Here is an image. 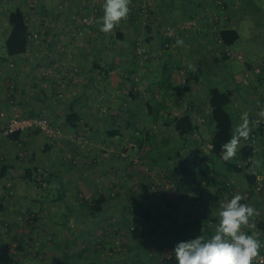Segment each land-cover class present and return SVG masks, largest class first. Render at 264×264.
Segmentation results:
<instances>
[{
  "label": "rangeland",
  "instance_id": "1",
  "mask_svg": "<svg viewBox=\"0 0 264 264\" xmlns=\"http://www.w3.org/2000/svg\"><path fill=\"white\" fill-rule=\"evenodd\" d=\"M39 1L0 2V45H2L6 30L7 12L16 6H22L29 14V22L33 28L29 54L27 53L28 56L25 57L27 63L23 62V58L18 61L19 66H16L14 61H10V66L8 68L4 66V72L1 73L0 113L4 115L0 116V126L4 117L9 116L15 106L25 114H28L29 110L36 114L45 113L43 109H48V107H41L40 103L37 106L33 105V100L37 103L40 101L39 98L42 95L40 86H43V83L46 92L55 95L56 100L61 97V93L68 100L72 85H76L75 89L78 90L80 86L88 82V73L85 69L100 50L101 53L107 51L108 57L105 54L103 57L107 59L110 66L116 62L113 60L117 58L120 50H124L126 54L125 57L120 56V63L117 62L116 69L108 68L110 71L102 76L97 74L95 80L97 87L93 90L95 97L99 94L97 100L107 101L106 104L104 103V109L107 113L114 114V120H106L95 129L90 126L81 128L86 134L87 141L86 143L80 142V149L76 147L75 150H71L72 143L69 137L72 132L70 129L66 130L65 127H62L65 133L63 140L51 145V149L46 148L48 140L42 138L41 133L24 134L17 141L9 138L5 140L6 137L0 135V172L6 160L18 166L11 171L8 170L5 176L0 175V200L5 202L6 196L9 199L6 204L1 203L6 205L7 209L12 207L8 213L0 210V264H63L64 262L68 264H125L124 259L128 256L137 260L141 257L142 263L149 264L154 249L143 248L134 254L136 250L131 251L127 248L121 235L106 238L105 230H102L99 225L107 224L111 220L116 222L119 220L121 209L133 196V186L137 187L139 181H142V175L154 178L157 186L165 180V185L169 189L173 188L171 196L176 198L182 192L176 182L171 180L174 178L172 170L178 169L174 166L177 164L181 166L186 157L190 162L196 158L199 161V166L196 167L203 170L205 161L201 160L198 155L201 151L206 152L212 134L208 120L210 109L209 106L207 107V91L210 84L219 85L223 89L227 87L235 89L233 95L235 104L233 102V105L236 116L239 118L238 125L242 123V117L247 114L251 129L248 139H241V145L248 142L250 137L255 136L258 141L256 147L259 151L257 160L261 162L260 158L264 152V134H257L255 129L264 123V117L259 115L264 110V0H227L226 2L230 4L228 8L222 6V0H173V6L170 3L163 4L162 0H155L153 5L156 6H150L151 8L144 11L135 23L130 16L133 9L130 5L127 20L117 25L110 34L101 32V25L97 23L103 15L104 0H42L43 6L41 7L46 9V14L41 12L40 5L32 8ZM134 1L140 0H131V3ZM183 3L187 8L194 7L192 11L190 10L189 22L184 24L185 28H189L194 33V39L191 42L206 38L205 33L210 28L208 25L214 26L215 22L220 26L229 24L235 26L241 33L233 46L234 52L240 53V59L238 57L226 59L223 64L219 62V56L222 53L217 45L215 46V37L212 33L208 35V38L213 37V40L208 44L210 47L207 46V50L215 46L217 52H213L216 55L206 52L201 56V61L199 60L206 80L201 78L200 74L197 76L196 73L189 72L194 65L187 67L192 58L188 53V43H186L188 38L181 32V29L183 31L184 29L179 27V21L184 15ZM58 11L63 13L58 15ZM72 15L75 18L70 21L68 16ZM217 15L219 18L216 21ZM119 31L123 33L122 38L117 37ZM165 34L168 37L165 38ZM178 39L184 41L183 45H177ZM53 40H57L56 46ZM139 40L138 44L135 43ZM167 41L170 42V46L164 49L167 47ZM105 43L109 46H104ZM100 52L98 55L102 56ZM74 53L77 57H72ZM80 54L84 55L80 56L85 59L83 64L78 60ZM171 54L175 55L174 61L180 60L179 64H172L176 67L173 71L174 77H172L174 78L173 86L159 88L154 84L155 88L152 90H141L142 95H139V98L143 103L146 99L152 98L154 101H157L156 98L164 102L169 101L170 109L176 108L180 110V113L183 109L191 110V106L196 103L200 104L201 109L199 108L197 112L191 110V113L199 119L200 135L206 139L205 142L198 140L200 136L195 135L191 142L184 143L166 127L164 122L154 120L152 114H148L146 108L141 107L143 103L138 101L137 103H141L140 106L139 104L127 106L130 101V91L139 89V86L147 89L151 83V79L145 78L140 73L149 72L148 67L155 63L160 65L159 71H162V66ZM155 55L156 58H154ZM248 63L251 68H248ZM133 70L136 73H132ZM237 71L242 72L236 77V82L226 77ZM150 76L158 78L161 74ZM224 77L226 80L223 82L221 80ZM105 80L109 83L106 84ZM118 81H122L123 86L118 85ZM254 85L256 86L253 87ZM25 93L35 97L31 100L33 102H30L31 98H28L29 96ZM114 100L120 102L121 110L111 108L110 102ZM56 102L58 103H53L52 107H55L53 110L57 109L56 106L62 110L61 103ZM126 107L129 108L126 109ZM47 115L52 117L50 114ZM111 128L118 129L120 134L110 136L108 131ZM147 134L152 137L150 141L147 139ZM137 140H139L137 142L139 149L136 152L131 150L126 152V145ZM178 149L182 152L177 159L172 158L165 161V158L161 156L163 152H169L172 155ZM2 161H4L3 164H1ZM27 167L38 168L40 179L46 174L48 176L49 169L54 168L62 171L66 182L70 179L75 180L69 187L67 196L72 204L77 206L80 217L85 220H67L64 215L58 218L57 214L60 215L64 205L55 201L58 184L54 182V176L52 175L51 182L47 185L48 190L43 191L34 181L23 176ZM187 169V172H182L180 169L177 171L182 172L183 177L189 176L192 179L193 177L190 176L192 169ZM193 183V188L200 186L198 190L201 191L202 182L199 184L197 180H194ZM101 190L108 192L112 196V201L109 203L107 217L100 223L88 219V212L80 203L82 197L96 195ZM41 196L47 200L45 204L36 201L35 198H41ZM223 200L228 202L230 199L225 195ZM208 203L213 202L208 199ZM23 204L35 210L36 219L29 218L22 212L24 208L21 205ZM45 210L52 211L49 217H43L42 211ZM107 225L110 227L108 230H115L114 225ZM185 236L189 237L188 240L194 239L192 234H185ZM68 238L72 244L69 246L70 255L65 261L59 246L64 245ZM20 242H23V249H19Z\"/></svg>",
  "mask_w": 264,
  "mask_h": 264
},
{
  "label": "trees",
  "instance_id": "2",
  "mask_svg": "<svg viewBox=\"0 0 264 264\" xmlns=\"http://www.w3.org/2000/svg\"><path fill=\"white\" fill-rule=\"evenodd\" d=\"M8 0H0V2H7ZM163 4H172L173 0H162ZM227 0H222V6L225 8L230 7V4L226 2ZM244 1V0H243ZM43 1L40 0L39 3H35L33 9L36 7V5L43 6L41 4ZM143 0L132 2L131 7L133 8L130 16L133 19L134 23L138 18L144 14V7L142 6ZM248 4V2H247ZM156 5H153V7ZM219 6V5H218ZM221 7V6H220ZM192 8V7H191ZM194 8V7H193ZM222 8V7H221ZM189 9V8H188ZM187 11L186 18L187 20L190 19V11ZM41 12L46 14V9L44 7H41ZM152 12V10H151ZM62 11H58V15L62 14ZM77 11L74 13L76 16ZM68 16L70 21H73L75 16ZM7 18V24H6V30L3 37L2 42V49L7 57L14 58L20 55H23L27 53V51L30 49V44L32 42L33 38V28L32 24L29 22V14L24 10L22 6H16L15 8L11 9L7 12L6 15ZM215 22V21H213ZM214 24V23H213ZM210 26V33L213 34L215 37L216 45L218 48H220V52L222 53L220 57V63H225L226 59H234L239 56V52H234L233 46L237 42V40L240 38L241 33L239 29L232 25H226V26H220L215 22V25L209 24ZM180 29L181 27L185 28L184 25H179ZM179 29V30H180ZM208 29V30H209ZM121 30V29H120ZM122 31V30H121ZM119 31L117 33L118 38H122L123 33ZM181 32L183 30L181 29ZM168 37V35L165 34V38ZM213 38V37H212ZM139 41H136L135 43L138 44ZM53 43L57 44V40H53ZM165 43V42H164ZM168 45L167 47H164V49H167L170 46V42H166ZM165 43V44H166ZM194 54V53H193ZM156 58V55L154 56ZM153 58V59H154ZM240 59V58H239ZM54 61H52L53 63ZM243 63V62H242ZM167 67L170 66L169 62L164 63ZM196 67V66H194ZM204 68V67H202ZM248 68H251L250 63H248ZM245 69V68H244ZM202 71H197L201 78L206 80V75L202 74ZM214 71V70H213ZM230 76V75H228ZM226 76V77H228ZM172 77H174L172 75ZM226 77L222 79L221 81L224 82L226 80ZM174 79V78H173ZM208 82V81H207ZM218 82V81H217ZM216 82V83H217ZM211 83V82H210ZM214 83V82H212ZM219 84V82H218ZM86 91L82 92V95H78L77 92L68 93V99H71V94L75 95L76 98H73L69 101V109L66 112L65 120L62 122L57 123L52 117L48 116L47 113H39V114H31V115H46L48 116L54 124L60 126L61 128L68 126L69 129L72 132V135L69 137V141H71L72 146L71 150L77 147L80 149V143L77 144V138L75 137L77 134H83L86 139V134L84 133L83 128L86 126V123L83 121L82 113L80 109L77 107V104L80 102L81 97L85 96ZM77 94V95H76ZM130 101L128 102L127 106L129 104H133L134 100L136 99L135 92L132 90L129 93ZM61 97H59L60 100H66L63 94H60ZM80 97V98H79ZM207 97H208V103H209V113H208V120L211 128V137L208 141L209 147L206 149V152L201 151L198 155V157L205 161L203 163V170H199L197 165L199 166L198 159L194 158L191 160V162L188 160V157H186L185 161L181 163L182 167L185 168V165H188V168H191L190 170L192 173H190V176L195 177V180L201 183V179H206L208 182H211V180L219 179V177L222 178V185L220 190H222V193H224L226 196L232 198V196L235 194L234 186L232 185L231 176L235 174H242L244 178H246L247 182L251 186H257L259 177L256 173L251 171L252 167V161L255 157V154L257 152V138L255 136H252L249 138V141L246 143H243L240 147V149L237 151L235 160H228L225 161L222 159L221 155V145L228 141L233 134L235 128L238 126L239 118L236 116V112L233 105V98L231 95V92L228 90L223 89L219 85L210 84L208 86L207 91ZM126 98V97H125ZM129 107H126L128 109ZM148 108L150 111L153 112V108L151 106V101H148ZM25 114V113H24ZM30 115V114H27ZM3 116V115H2ZM8 117V116H7ZM7 117H4V121H6ZM156 118V117H155ZM4 121L1 123L0 126V135L2 136V125ZM166 126L170 129L171 132L175 133L177 137L182 140V142L189 143L192 141V138H194L195 135H199L200 138L198 140H201L202 142H205L206 139L200 135V124L196 122V120L193 118V116L187 112L183 113L182 115L175 114V116L171 117L168 121H166ZM63 131V137L59 141L52 142L50 141L45 135L46 139L48 140L46 144L47 149H51L53 144L59 143L63 140L65 133L64 129ZM67 130V128H65ZM257 134H264V123H261L259 125L258 129H255ZM77 131V132H74ZM86 132V131H85ZM140 132V131H139ZM42 133L40 130H33L30 132H21L16 131L13 133H10L9 135H3L4 137H7L13 141L20 140L21 137L24 134H37ZM43 134V133H42ZM108 134L110 136H116L120 134V131L116 128H111V130L108 131ZM134 136V135H133ZM68 137V136H67ZM68 139V138H67ZM136 139H138L136 137ZM147 139L150 141L152 137L147 134ZM75 141V142H74ZM139 140L136 142H129L126 145L125 151L128 152V150L132 152H136L137 149H139V146L137 144ZM129 145V146H128ZM181 149L176 150L172 155L169 154V152H163L161 156L165 158L166 160L179 157L181 154ZM124 156H126L124 154ZM161 161V157L159 159ZM4 161L1 162L3 164ZM192 164V165H191ZM10 163L2 165L0 175L5 176L8 172V169L10 167ZM187 168V167H186ZM48 170V169H47ZM185 170V169H182ZM49 175L44 176V178L40 179V171L38 168H30L27 167L24 172V177L26 179H29L31 181H34L40 189L48 190L47 185L51 182L52 175L54 176V182L58 184V193L55 197V201H59L63 203L65 211H63L62 215L57 216L58 218H61L66 216L67 220H74V221H81L85 220L81 215L78 214L77 206L73 205L71 200L67 196V191L69 190V187L75 182V180L70 179L66 182L62 176V171L59 169L51 168L49 169ZM167 172V171H166ZM168 173V172H167ZM167 173H165V176H167ZM210 173H213L211 175ZM142 181H139L140 183L135 187L133 186V193L132 197L129 198V201L123 206L124 215L119 218V220L116 222L115 220L109 221L107 224L114 225L115 230H108L110 227L106 223L104 225H99V227L104 231V235L106 238H115L118 235H121V238L124 240L126 245H129V248L132 246L131 241H136L138 243H141L140 245L146 248V250L151 249L153 244L156 242L155 237L152 235H149V233L145 232L148 231V221L149 217L152 218L151 213V200L155 197L156 193L158 192L157 186L155 183V179H151L149 176L142 175ZM177 178V176H176ZM182 177H178V180H181ZM149 181H148V180ZM179 183V182H178ZM164 183H159V185H163ZM135 188V189H134ZM229 190H232L229 192ZM228 193V194H227ZM43 196V195H42ZM41 196L38 197L40 200L43 199ZM112 196L105 192L104 190H101L96 195H90V196H84L82 197V201L80 205L88 212L87 218L92 219L95 222L103 221L104 218H101L103 216V213L109 208V203L112 201ZM46 198V197H45ZM140 198V199H139ZM139 199V200H138ZM247 199L242 201V203H246ZM24 214L28 216L29 218L32 217V219L37 218V214L34 211L27 210L24 211ZM61 214V213H60ZM66 224V223H65ZM34 229V227H33ZM21 237V236H20ZM19 238V237H17ZM21 240V239H18ZM158 241V240H157ZM23 242H20L19 249H23ZM72 244V241L68 238L66 239L64 245H60L59 247L62 249V258L63 260H67L69 257V246ZM262 248V245H261ZM160 249V248H159ZM167 249V248H165ZM164 250V249H163ZM164 254V251H163ZM151 260L149 264H159L160 263V257L155 255V251L152 253ZM156 259H159V261H156ZM142 259L139 260H133L132 257H126L124 259L125 264H145L141 262ZM140 262V263H139ZM144 262V261H143ZM152 262V263H151ZM63 264H68L64 262Z\"/></svg>",
  "mask_w": 264,
  "mask_h": 264
},
{
  "label": "crops",
  "instance_id": "3",
  "mask_svg": "<svg viewBox=\"0 0 264 264\" xmlns=\"http://www.w3.org/2000/svg\"><path fill=\"white\" fill-rule=\"evenodd\" d=\"M172 6H173V4H172ZM182 9L184 10L183 11L184 15H183V18L179 21V25H184V24H186V22H189V20H187V18H186V15H187L186 10L188 8L185 5V3H183ZM190 10L192 11L193 7L189 8V11ZM184 26L186 27V25H184ZM183 29H184V31L182 32L183 35L188 38V40L186 42V43H188V45H187L188 46V53L190 54V56L192 58L191 61H189L190 65L188 64L187 67L189 68V66H191V65L197 66V67L193 66L192 70L190 68L189 72H193L194 74L196 73V75L198 76L199 73L197 71H200V69H201L200 65H199V60L201 61V56H203L206 52H209V53L210 52H212V53L217 52V50L215 49L216 41H214L215 46H213L212 48L207 50L208 44L213 40V38H208V35L211 34L210 29L205 33L206 38H203L201 41L194 40L193 42H191V40L194 39V33H192L189 28L183 27ZM206 43H207V45H206ZM103 45L107 46V47L109 46V44H106V43ZM209 47L210 46H208V48ZM211 49H213V51ZM99 52H98V54H99ZM27 53L29 54V51H27ZM27 53L20 55V56H17V57H14L12 59V58L6 56V54L4 53V51L2 49V45H0V76H1V73L4 72V70H3L4 66H7V68L10 66L9 65L10 61H14L15 65L19 66V65H17L18 61H20L23 58V62L25 61L27 63V60L25 59V57L28 56ZM98 54H95V56L92 58V63L89 64L88 68L85 69V71L88 73V76H87L88 82L86 84H83L82 86H80L78 88V90L75 89L76 85H72V87H70V93L77 92L78 95H82V92L86 91L85 96L81 97L82 99H80V102L77 104V107L80 109V111L82 113L83 121L86 123V126H90L93 129L98 128L101 125V123H104L106 120H109V119L114 120V114L113 113H107L106 110L104 109V105L106 104L107 101L105 102L104 99L97 100L96 98H98L99 94H97V97H95V95H93V90H96V87H97V84L95 81L96 76H97V74H100L102 76V75L108 73L110 71V69H116L117 68V62H118V64L120 63V61H119L120 56L125 57L126 53H124V50H120L118 52L117 58L115 57L116 59L113 60L116 62L111 66L109 65V63H107V61H106L107 59L105 60V57H103V54H105V56L108 57L107 51H104V53L102 52L101 53L102 56H100ZM213 54L216 55V53H213ZM74 56L77 57L75 55V53H74V55H72V57H74ZM80 56H84V55L80 54L78 56L79 57L78 58L79 63L83 64L85 59L83 57H80ZM174 57H175V55H173V54H171L169 56V59H168L169 61L167 60V62L170 63V66L167 67L164 64L162 66L163 67L162 71H159L161 69L160 65L155 63L153 65L150 64V66L148 67L149 72L144 71L143 73L142 72L140 73V74H143V76L145 78L151 79V83H150V85H148L147 89H144L143 87L139 86V89L133 90L135 92V95H136V99L134 100L135 102L133 103L134 106L137 104H139V106H140L141 103H143L140 100L141 98H139V95H142L141 90H152V88H155V87H153L155 85H158L159 88L161 86H166V87H171V85L173 86L174 79L172 78V75L174 74L173 71L175 70L176 67L172 66V64L173 65L177 64V63L179 64V62H180V60L174 61ZM181 58H183V56H181ZM99 59H102V61H99ZM146 65H148V64H146ZM141 67H143V66H141ZM108 68H110V69H108ZM119 68H120V66H119ZM194 68L196 69L195 72L193 71ZM131 72L136 73V71H134V70ZM240 72H242V71H237L236 73H231V75L228 76V78L230 77V80L236 82V77H238L240 75ZM147 73H148V75H147ZM152 74H157V75L161 74V76L158 78L157 77L153 78L150 76ZM122 79L124 80V77ZM105 83L108 84L109 82L105 80ZM117 84L120 86H123L122 81H118ZM237 85H238V83H237ZM255 86L256 85H254L253 87H255ZM40 87H41L40 90L42 92V95L39 98L40 101L38 103L36 100H33L35 103L33 101H31L32 98H35V97L28 95V93H25V95H28L29 96L28 98H31L30 102H33V105L37 106L40 103V104H42L41 107L42 106H44L45 108L48 107V109L46 108L43 110L45 113L50 114L54 120H56L58 122H61V121L63 122L65 120L64 118H65L66 112L69 109L68 108L69 104H70L69 101H71L73 98H76V96L71 94V99H68V100L58 99V100H56L57 97L55 95H51L48 91L46 92V90L44 89V87H45L44 83H43V86H40ZM224 89L231 92L233 102L235 104V97L233 96L235 94V89H233L231 87L229 89H228V87L224 88ZM238 89H240V88L238 87ZM98 92H99V90H98ZM73 96H75V97H73ZM156 100L157 101H154L153 98L152 99H146L145 103H143V106H141L142 108L143 107L146 108V111L148 112V114H152V118L154 120H159L160 122L166 123V121H168L171 117L175 116V114L182 115L183 113L189 112L193 116V118L196 120V122H199L198 121L199 119H197L196 115L191 113V110H194L195 112H197L199 108L201 109L200 104L196 103L195 105L191 106V108H192L191 110L183 109L182 113H180V110H176V108L170 109L171 107H170L169 101H167V102L160 101V100H158V98H156ZM56 101H59L61 103L62 110H60L58 108V106H56V108H57L56 110H53V108H55V107H52L53 103H58ZM138 101L141 103H137ZM148 101H151V106L153 108V112L150 111L148 108ZM241 102H242V104H245L243 101H241ZM110 103H111L112 109L116 110V108H117V110H121V107H120L121 105H120L119 101L114 100L113 102H110ZM108 104H109V102L107 103V105ZM208 106H209V103H207V107ZM118 107H119V109H118ZM142 110L144 111L145 109H142ZM28 114H36V113H32V111L29 110ZM0 116H2V112L0 113ZM1 118L3 119V117H1ZM166 127H168V126H166ZM65 128L69 129V127L66 125H65ZM41 137L46 139V137L42 133H41ZM7 139L8 138L6 137L5 140H7ZM258 152L259 151L257 149V152H256L253 160H257V157L259 154ZM235 158L236 157H234L231 160L233 161V160H235ZM260 160H261V162H260V166L258 168H256L254 164H252V167H251V171L256 173L259 177L257 186H254V187L251 186L247 182L246 178L243 177L242 174L232 175L231 181L233 182L232 185L234 186L235 193H240V194L245 195L246 199H247L246 203L253 206L258 211L259 214L256 215L255 217H253L252 220L256 224V229L254 231L258 233V239H259L261 245L264 246V152H263ZM7 163L9 164L10 162L6 160L5 164H7ZM10 165L11 166L8 169L9 171L13 170L15 167L18 168V166L15 164L10 163ZM177 165H175L174 167L175 168L178 167V169H180L182 172L188 171V169H187L188 165L186 166L187 168L186 167L183 168L182 165L181 166H177ZM168 166H170V165H168ZM180 167L182 169H185V170H182ZM177 170H175V169L172 170L173 175H174L173 177L175 178V180H174V178H171V180L176 182V185L181 189L180 191L182 192V194H180L179 196H176V198L171 196V192H172L173 188L169 189L167 187V185H165V183H164L165 180H163L164 184L159 185L161 187L157 189L158 192L156 193L155 197L151 200L152 201L151 202V204H152V207H151L152 218L149 217V221L147 224L148 225V231H145L147 233L150 232L149 235L154 236L155 240L156 239L158 240V241L156 240V242L153 244L151 249H154L155 255L160 257V263L159 264H177L175 261L174 254L171 255V259H169V254L173 253V249L178 243L187 242L189 237H186L185 234H189V235L192 234V236H194V238H196L197 236L203 235V237L206 240L209 239L212 235H214L216 232V229L218 227V224H219V212L222 210L223 206L227 203L223 200V198H225V194L222 193V190H220L221 185H222V183H221L222 178L221 177H219V179L211 180V182H208V180L202 178L201 179V182H202L201 183V191H200V190H198V188L200 186H198L197 188H193L194 187L193 182L195 180V177L191 176V177H193L192 179H190L189 176L183 177L182 172H179ZM210 174L213 175V173H210ZM176 176H177V178H176ZM179 176L182 177L181 180H178ZM1 198H3V197H1ZM35 199H36V201L41 202V204L42 203L45 204V201H47L46 199L40 200L38 197ZM47 199H49V198H47ZM208 199H210V201L213 202V203H210L211 205L208 203ZM7 200H9L7 196L5 197V202H4V200L3 201L0 200L1 212L8 213L12 209V207L7 209L6 205L5 206L2 205V203L6 204ZM21 206H22V208H24V210L22 212L26 211V209L30 210V211H35V210H32L31 207H26V204L25 205L23 204ZM199 207H201V209ZM121 210H122V213L119 217H122L124 215V210L123 209H121ZM63 211H65V208H63ZM63 211L61 213H63ZM107 212H108V209L103 213V216L101 218L107 217ZM51 213H52V211H49V210L42 211L43 217H49V214H51ZM57 216H59V214H57ZM200 226H201V228H200ZM243 230L245 232H247L248 234H251V232L253 231V230H249V229H243ZM196 233H197V235H196ZM131 242L133 245L130 248H129V245H127V248H129L131 251L136 250L134 252V254H136L138 252V250H141L144 248L143 246L140 245L141 243H138L136 241H131ZM165 248H167V249H165ZM163 251H164V254H163ZM128 257H132V256H128ZM132 259L137 260L136 258L134 259L133 257H132ZM139 259H141V257ZM156 261H159V259H156Z\"/></svg>",
  "mask_w": 264,
  "mask_h": 264
},
{
  "label": "clouds",
  "instance_id": "4",
  "mask_svg": "<svg viewBox=\"0 0 264 264\" xmlns=\"http://www.w3.org/2000/svg\"><path fill=\"white\" fill-rule=\"evenodd\" d=\"M131 0H104L103 15L97 20L100 31L110 34L117 25L126 21L130 13ZM182 39L177 45H183ZM195 72L196 69L194 68ZM259 115L264 117V110ZM247 114L242 117L230 139L221 145L222 159H233L241 147V139L247 140L250 135ZM255 166L259 160H253ZM246 196L235 193L219 212V224L214 235L205 239L203 235L178 243L173 253L177 264H253L259 256L261 243L258 239L256 224L252 218L258 211L247 203H242ZM243 229L253 230L248 234Z\"/></svg>",
  "mask_w": 264,
  "mask_h": 264
},
{
  "label": "built area",
  "instance_id": "5",
  "mask_svg": "<svg viewBox=\"0 0 264 264\" xmlns=\"http://www.w3.org/2000/svg\"><path fill=\"white\" fill-rule=\"evenodd\" d=\"M154 3L155 0H143L142 6L144 7V11L153 7ZM218 18L217 15L216 21ZM2 115H4V113H2ZM1 129L3 135H9L16 131L30 132L33 130H40L52 142L59 141L63 137L62 128L54 124L48 116L27 115L16 106L13 107L12 113L7 117L6 121H4ZM75 137L77 138V142L86 143L83 134H77ZM230 191L232 190H229V192ZM259 252L260 254L254 259L253 264H264V246L260 248Z\"/></svg>",
  "mask_w": 264,
  "mask_h": 264
}]
</instances>
